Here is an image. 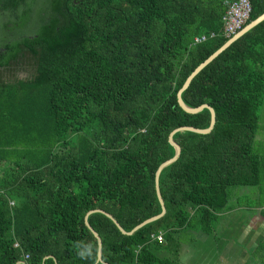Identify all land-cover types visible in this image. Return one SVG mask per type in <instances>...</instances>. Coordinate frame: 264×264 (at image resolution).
<instances>
[{
    "label": "trees",
    "instance_id": "obj_1",
    "mask_svg": "<svg viewBox=\"0 0 264 264\" xmlns=\"http://www.w3.org/2000/svg\"><path fill=\"white\" fill-rule=\"evenodd\" d=\"M233 1H8L20 44L34 38L36 68L30 81H0V264H95L88 211L107 212L126 232L161 212L154 178L175 154L170 133L210 125L209 111L185 113L177 92L230 39L222 19ZM249 2L245 25L264 13V0ZM181 98L209 105L214 128L173 136L181 152L159 176L163 217L130 236L101 213L88 217L102 242L98 264H181L180 231L212 236L230 190L264 187V156L255 150L264 21ZM245 264H264V238Z\"/></svg>",
    "mask_w": 264,
    "mask_h": 264
},
{
    "label": "crops",
    "instance_id": "obj_2",
    "mask_svg": "<svg viewBox=\"0 0 264 264\" xmlns=\"http://www.w3.org/2000/svg\"><path fill=\"white\" fill-rule=\"evenodd\" d=\"M255 150L264 156V130L256 134ZM230 193L228 209L221 215L216 231L212 235L214 240L217 235L222 237L221 246L214 247V264H245L247 253L253 252L257 241L264 238V187L241 186L230 190ZM230 227L234 234L229 231ZM185 234L192 235L193 241L202 244L207 243L211 237L201 230H182L176 237L179 240L180 249L181 237ZM180 263L183 264L181 261Z\"/></svg>",
    "mask_w": 264,
    "mask_h": 264
},
{
    "label": "water",
    "instance_id": "obj_3",
    "mask_svg": "<svg viewBox=\"0 0 264 264\" xmlns=\"http://www.w3.org/2000/svg\"><path fill=\"white\" fill-rule=\"evenodd\" d=\"M264 21V13L260 16H258L256 19L252 20L251 22H249L247 25H245L241 30H239L236 34H234L233 36L230 37L229 40H227L219 49H217L213 54H211L205 61H203L202 63H200L194 70L193 72L187 77V79L185 80L184 84L182 85V87L178 90L177 95H176V99H177V104L178 106L185 112L191 115L197 114L200 111H202L203 109H207L210 113V125L207 129H197L194 127H190V126H184V127H180L177 128L175 130H173L169 137H168V142L170 143V145L174 148L175 154L174 156L163 162L162 164L159 165V167L156 170L155 173V178H154V186H155V192H156V196L158 199V202L160 204L161 207V212L156 215L153 216L149 219L144 220L142 223L136 225L131 231L126 232L120 225L119 223L107 212L103 211V210H99V209H95V210H90L88 211L85 216H84V223L86 225V227L89 229V231L93 234V236L96 238L97 240V259H96V263H101V246H102V242L100 237L98 236L97 232L90 226L89 222H88V217L91 214L94 213H101L103 215H105L107 218H109L114 225L117 227V229L120 231L121 234L123 235H127L130 236L133 233H135L137 230H139L140 228L146 226L147 224H150L154 221H157L158 219H160L161 217H163L166 213V209L164 206V201L162 199L161 193H160V189H159V176L160 173L162 172V170L164 168H166L167 166H169L170 164L174 163L178 157L180 156V146L173 140V136L178 133V132H192L195 134H200V135H206L209 134L212 129L214 128L215 125V112L214 110L209 106V105H201L199 107L196 108H191L187 105L184 104V102L182 101L181 95L182 93L189 87L190 83L192 82V80L206 67L208 66L215 58H217L223 51H225L232 43H234L237 39H239L240 37H242L244 34H246L247 32H249L250 30H252L253 28H255L256 26H258L261 22Z\"/></svg>",
    "mask_w": 264,
    "mask_h": 264
},
{
    "label": "flooded vegetation",
    "instance_id": "obj_4",
    "mask_svg": "<svg viewBox=\"0 0 264 264\" xmlns=\"http://www.w3.org/2000/svg\"><path fill=\"white\" fill-rule=\"evenodd\" d=\"M9 0H0V81H30L35 75V56L28 36L27 45L20 44V29L15 27L16 15L4 8Z\"/></svg>",
    "mask_w": 264,
    "mask_h": 264
},
{
    "label": "rangeland",
    "instance_id": "obj_5",
    "mask_svg": "<svg viewBox=\"0 0 264 264\" xmlns=\"http://www.w3.org/2000/svg\"><path fill=\"white\" fill-rule=\"evenodd\" d=\"M258 112L260 116L259 123L260 126L262 127V130H264V100ZM229 231H231L232 234H234L233 229L231 227L229 228ZM229 239L231 240V235H229ZM181 242L182 243L179 252L180 253L179 261H181L183 264H214L213 263V255L215 251L214 247H216V245L221 246L222 237L217 235L216 240H214L211 236L209 237L207 243L202 244L198 241H193L192 235L188 236L187 234H185V236L181 237Z\"/></svg>",
    "mask_w": 264,
    "mask_h": 264
},
{
    "label": "built area",
    "instance_id": "obj_6",
    "mask_svg": "<svg viewBox=\"0 0 264 264\" xmlns=\"http://www.w3.org/2000/svg\"><path fill=\"white\" fill-rule=\"evenodd\" d=\"M251 12V5L249 0H235L228 4V9L225 12L222 22L224 35L226 37H231L241 30L246 21L248 20ZM213 37V34L212 36ZM196 43L205 41V37L195 38ZM13 203H11V206ZM153 240L159 243L163 240V234L159 232L153 237ZM17 246V244H16Z\"/></svg>",
    "mask_w": 264,
    "mask_h": 264
}]
</instances>
